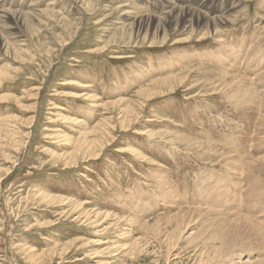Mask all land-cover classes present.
I'll return each instance as SVG.
<instances>
[{
  "label": "rangeland",
  "instance_id": "374dc122",
  "mask_svg": "<svg viewBox=\"0 0 264 264\" xmlns=\"http://www.w3.org/2000/svg\"><path fill=\"white\" fill-rule=\"evenodd\" d=\"M0 38V264H264V0H0Z\"/></svg>",
  "mask_w": 264,
  "mask_h": 264
},
{
  "label": "bare ground",
  "instance_id": "6f19581e",
  "mask_svg": "<svg viewBox=\"0 0 264 264\" xmlns=\"http://www.w3.org/2000/svg\"><path fill=\"white\" fill-rule=\"evenodd\" d=\"M193 11V10H192ZM195 11V10H194ZM191 12V11H190ZM24 14V13H23ZM184 14V13H183ZM195 14H197V13H195ZM182 16V15H181ZM204 17V16H203ZM21 18V17H20ZM183 18H184V16H183ZM188 18V17H187ZM140 20H142V19H140ZM192 20V19H191ZM186 21V20H185ZM141 22V21H140ZM144 22V21H143ZM206 22V21H205ZM1 39V38H0ZM2 42V41H1ZM100 52V51H99ZM213 56L211 55L210 56V59L212 58ZM214 58V57H213ZM9 77V76H8ZM105 122V121H104ZM18 123V122H17ZM92 144V143H91ZM22 145V144H21ZM87 150V149H86ZM69 152V151H68ZM89 152V151H88ZM94 155V154H93ZM264 165V164H263ZM254 167H256V166H254ZM260 167V166H259ZM87 170V169H86ZM253 189V188H252ZM255 189V188H254ZM257 204H259V202H257ZM232 214V213H231ZM228 215V214H227ZM245 223V222H244ZM245 225V224H244ZM241 226V225H240ZM205 231V230H204ZM255 234H257V232L255 233ZM259 234V233H258ZM252 237H253V235H251ZM250 236V237H251ZM187 237V236H186ZM260 238V237H259ZM201 240V239H200ZM158 242V241H157ZM263 245H264V243H262ZM263 249V248H262ZM28 250V249H27ZM244 251V250H243ZM238 255V254H237ZM167 257V256H166ZM220 257V256H219Z\"/></svg>",
  "mask_w": 264,
  "mask_h": 264
}]
</instances>
